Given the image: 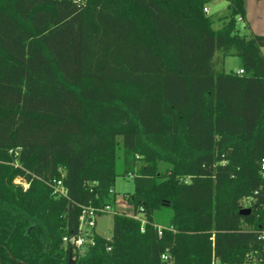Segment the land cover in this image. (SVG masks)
I'll return each instance as SVG.
<instances>
[{
  "label": "trees",
  "instance_id": "16d2710c",
  "mask_svg": "<svg viewBox=\"0 0 264 264\" xmlns=\"http://www.w3.org/2000/svg\"><path fill=\"white\" fill-rule=\"evenodd\" d=\"M211 1L0 0V264L263 257L264 34L239 33L245 0L215 29ZM227 56L243 73L215 69ZM119 154L142 217L75 248L83 207L115 204Z\"/></svg>",
  "mask_w": 264,
  "mask_h": 264
},
{
  "label": "rangeland",
  "instance_id": "374dc122",
  "mask_svg": "<svg viewBox=\"0 0 264 264\" xmlns=\"http://www.w3.org/2000/svg\"><path fill=\"white\" fill-rule=\"evenodd\" d=\"M246 10L245 16L242 18L240 15L236 16V26L241 35L250 36L253 33H263L264 34V0H245ZM228 0H212L208 4L210 13L213 15V27L218 29L223 24V18L227 14ZM239 18H242L239 20ZM253 31V32H252ZM241 64L240 58L237 56H227L223 63H217L215 69L217 71L224 70L225 72H236ZM142 165V162L137 161L134 168V172ZM117 172L118 175L115 178V194L116 200L115 204L111 206V210L104 213L100 217L96 218V225L90 231L98 233L106 238H111L113 234V216L114 213H125L127 215L133 214V210L129 207L123 200V195L125 193H134V181L132 177V172L123 173L124 166L119 154L117 159ZM19 180H22L18 178ZM170 212L165 214V218L161 220V223H167L170 219ZM138 216L142 217L141 214Z\"/></svg>",
  "mask_w": 264,
  "mask_h": 264
},
{
  "label": "built area",
  "instance_id": "2783aa9c",
  "mask_svg": "<svg viewBox=\"0 0 264 264\" xmlns=\"http://www.w3.org/2000/svg\"><path fill=\"white\" fill-rule=\"evenodd\" d=\"M205 12H209V8L205 7L204 8ZM242 18H239V20H241ZM237 73H243V69H240L238 71H236ZM263 177H264V159H263ZM17 183L22 184L24 189L28 188V183L23 181V180H19L16 179L15 180ZM51 185V187L53 188V194L57 197H66L68 192L66 190V188L62 185V181L60 179L56 180H52L51 183H49ZM111 192L113 190H110ZM250 203V199L246 200V204ZM246 206H244L245 208ZM111 210V206L110 205H104L102 207H83V211L79 217L80 220V235H78L77 237L72 236V237H68L65 236L63 237V241L64 242H70L72 245H74L75 248H80L83 244L85 243H92L93 242V233L94 231H90L88 229H93L96 225V218L100 217L101 215H103L104 213H107ZM130 216L136 218V219H141V217H139L138 215H134L130 214ZM144 223V220H142ZM163 226H158V232L159 234L162 233L163 230ZM142 231L143 227L141 228ZM259 239L263 240V252H264V228L262 230L259 231ZM163 260L168 261V263L170 264L171 262L169 261L170 257L167 253H164L162 256ZM213 264H215V261L213 260ZM257 264H264V253H263V257L258 261Z\"/></svg>",
  "mask_w": 264,
  "mask_h": 264
},
{
  "label": "water",
  "instance_id": "95a60500",
  "mask_svg": "<svg viewBox=\"0 0 264 264\" xmlns=\"http://www.w3.org/2000/svg\"><path fill=\"white\" fill-rule=\"evenodd\" d=\"M252 212V209L250 207H245L239 210V214L241 215H248ZM69 264H75V259L71 256L69 257Z\"/></svg>",
  "mask_w": 264,
  "mask_h": 264
},
{
  "label": "crops",
  "instance_id": "0c3cea01",
  "mask_svg": "<svg viewBox=\"0 0 264 264\" xmlns=\"http://www.w3.org/2000/svg\"><path fill=\"white\" fill-rule=\"evenodd\" d=\"M253 32V31H252ZM258 34H263V33H258ZM241 61V60H240ZM242 68V66H241V64H240V67H239V69H241Z\"/></svg>",
  "mask_w": 264,
  "mask_h": 264
}]
</instances>
